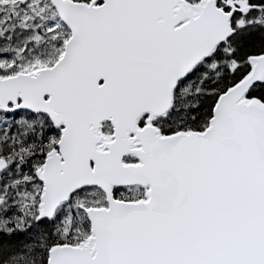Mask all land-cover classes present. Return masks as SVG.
<instances>
[{
  "label": "snow or ice",
  "instance_id": "snow-or-ice-1",
  "mask_svg": "<svg viewBox=\"0 0 264 264\" xmlns=\"http://www.w3.org/2000/svg\"><path fill=\"white\" fill-rule=\"evenodd\" d=\"M0 264H264V0H0Z\"/></svg>",
  "mask_w": 264,
  "mask_h": 264
}]
</instances>
